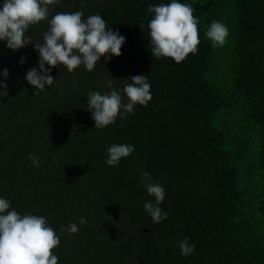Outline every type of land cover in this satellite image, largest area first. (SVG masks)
Segmentation results:
<instances>
[{"label": "trees", "instance_id": "1", "mask_svg": "<svg viewBox=\"0 0 264 264\" xmlns=\"http://www.w3.org/2000/svg\"><path fill=\"white\" fill-rule=\"evenodd\" d=\"M170 2L94 1L92 15L125 37L121 55L102 56L91 72L81 65L75 80L54 67V83L39 95L25 79L39 55L7 59L0 41V82L8 86L0 97V198L21 215L47 218L60 237L58 264H264V0H179L195 9L200 39L181 63L152 57L149 47L148 8ZM213 21L229 30L216 48L205 35ZM37 33L30 26L25 35ZM135 75L147 76L151 101L95 129L87 93L110 92L114 79L126 103L124 80ZM113 144L135 149L114 167L105 163ZM143 172L165 189L159 207L168 216L158 224L144 209L155 198ZM70 222L79 231L61 232ZM185 237L195 246L188 256Z\"/></svg>", "mask_w": 264, "mask_h": 264}, {"label": "clouds", "instance_id": "2", "mask_svg": "<svg viewBox=\"0 0 264 264\" xmlns=\"http://www.w3.org/2000/svg\"><path fill=\"white\" fill-rule=\"evenodd\" d=\"M58 0H4L0 6V41H6L10 50H18L33 44L25 33L29 27L47 20L49 27L43 34V43L36 42L35 50L39 53V69H30L25 79L39 95L51 86L55 79L50 75L51 69L58 65L66 67L69 73H74L81 65L91 72L102 56L105 62L112 56H120L125 37L118 31L114 32L106 21L98 14L83 19L81 11L70 13L59 12L49 20V8L55 6ZM84 0H81V7ZM148 12L153 17L148 23L150 50L152 57L157 59L171 58L175 63H181L189 54L198 51L199 19L194 15L195 9L188 3L171 0L170 3L151 5ZM141 27V26H140ZM212 47L223 46L229 35L227 26L219 21H213L205 33ZM26 58H21L23 64ZM48 67H45V66ZM3 77L7 79L9 72L4 69ZM75 80L76 77L73 76ZM127 80L123 93L127 102L122 101L119 90L112 87L114 79L106 81L110 92L101 94L98 91L87 93V110L92 114L95 129H104L114 124L117 117L125 119L132 114L137 104L147 106L151 101V84L146 75H135ZM7 84L0 82V97H7ZM133 145L113 144L107 149L105 163L117 166L122 158L134 152ZM28 159L34 167H39L41 160L34 154ZM142 180L149 196L155 198L144 203V209L153 223L167 219L168 213L159 205L165 198V189L160 183H153L149 172L142 173ZM10 201L0 198V264H58V256L53 250L60 245V237L49 225L46 217L34 214H19L11 209ZM81 225L86 220L79 218ZM75 234L79 231L75 222H70L61 232ZM181 255L188 256L195 251V246L185 237L180 242Z\"/></svg>", "mask_w": 264, "mask_h": 264}, {"label": "rangeland", "instance_id": "3", "mask_svg": "<svg viewBox=\"0 0 264 264\" xmlns=\"http://www.w3.org/2000/svg\"><path fill=\"white\" fill-rule=\"evenodd\" d=\"M94 1L97 2L99 0H84V6L81 7V0H58V3L55 6H50L49 9H52V10L49 11V14L51 15V13L54 12V10H60L61 12L70 13L72 11V9L76 5H78L79 6V7H77V8H79L78 10L83 13V19L86 20L87 17H89V15H92L93 12H94V8H95V7H93V2ZM48 19L50 20L51 17L50 18L48 17ZM32 26L34 27L35 31L39 32V33H37V37L36 38H34V37L31 38L30 37L33 44L26 45L25 47H23L21 49H18V50H15V51L12 50L11 53H8V48L5 47L4 50H5L6 54H4L2 56H6L7 59L12 57L13 59H16L19 62L21 61L22 57L26 58L25 60H27V59H31L32 60V57L38 56L39 53H38V51L35 50L34 44L36 42L43 43V38H41V36L43 37L44 32H46L48 30L49 24H48V21L45 20V21H42V22H40V23H38L36 25H32ZM38 34H39V37H38ZM26 36H28V35H26ZM59 67L61 68L60 69V74L63 73V75H68V76L70 75L69 77L80 76L81 75L80 74L81 71H78L79 68L76 69L74 73H69L66 68H64L62 66H59ZM8 72H9L8 77H12V75H13L12 70H8ZM70 79H72V78H70ZM68 82H70V80H68ZM14 91L17 92V91H21V90H20V88L15 89V90L12 89V93Z\"/></svg>", "mask_w": 264, "mask_h": 264}]
</instances>
